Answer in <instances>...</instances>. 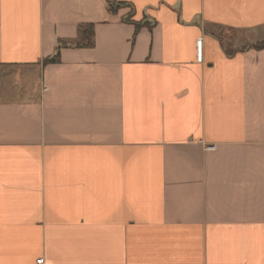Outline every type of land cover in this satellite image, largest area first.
Segmentation results:
<instances>
[{
  "label": "crops",
  "instance_id": "1",
  "mask_svg": "<svg viewBox=\"0 0 264 264\" xmlns=\"http://www.w3.org/2000/svg\"><path fill=\"white\" fill-rule=\"evenodd\" d=\"M262 40L264 0H0V264H264Z\"/></svg>",
  "mask_w": 264,
  "mask_h": 264
},
{
  "label": "trees",
  "instance_id": "2",
  "mask_svg": "<svg viewBox=\"0 0 264 264\" xmlns=\"http://www.w3.org/2000/svg\"><path fill=\"white\" fill-rule=\"evenodd\" d=\"M109 9H110V11L115 12L116 8L113 5H109ZM130 16H131V14H128L126 20H128L134 24V28H135V32H136L138 30V28L141 26V24L130 20L129 19ZM83 32H84V35L86 36V39H88L87 35H89V33L91 32V28H86L84 31H82V33ZM87 43H89V40H87ZM263 46H264V40L259 41L254 45L255 48H261ZM57 60H58V51L56 49V55H54L52 58L46 59V61L53 62V61H57Z\"/></svg>",
  "mask_w": 264,
  "mask_h": 264
},
{
  "label": "built area",
  "instance_id": "3",
  "mask_svg": "<svg viewBox=\"0 0 264 264\" xmlns=\"http://www.w3.org/2000/svg\"><path fill=\"white\" fill-rule=\"evenodd\" d=\"M195 44H196V59L200 61L201 60V39L200 38L197 39ZM209 148L212 149L213 146H210ZM41 261H42V258L37 259V262H41Z\"/></svg>",
  "mask_w": 264,
  "mask_h": 264
}]
</instances>
